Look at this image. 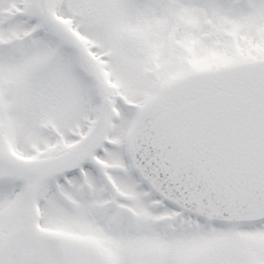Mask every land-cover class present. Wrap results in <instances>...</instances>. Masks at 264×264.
I'll use <instances>...</instances> for the list:
<instances>
[{"label": "snow or ice", "instance_id": "6c2138e0", "mask_svg": "<svg viewBox=\"0 0 264 264\" xmlns=\"http://www.w3.org/2000/svg\"><path fill=\"white\" fill-rule=\"evenodd\" d=\"M0 264H264V0H0Z\"/></svg>", "mask_w": 264, "mask_h": 264}]
</instances>
